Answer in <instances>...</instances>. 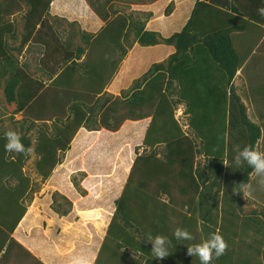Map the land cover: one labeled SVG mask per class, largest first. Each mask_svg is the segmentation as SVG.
<instances>
[{"label":"trees","instance_id":"obj_1","mask_svg":"<svg viewBox=\"0 0 264 264\" xmlns=\"http://www.w3.org/2000/svg\"><path fill=\"white\" fill-rule=\"evenodd\" d=\"M52 1L0 0V87L2 80H6L7 102H16L17 110L22 109L27 119L45 125L48 121L56 122L52 135L46 129L40 132L35 147L40 156L37 169L44 179L51 176L59 163V152L69 149L79 128L92 121L94 112L87 111L83 104H96V96L109 84L134 42L141 46L167 44L175 49L165 61L154 63L142 76L144 86L140 88L138 83L140 90L132 92L142 101L156 100L154 110L147 115L151 122L142 142L144 149L132 164L108 226L107 236L115 240L116 246L104 242L93 264H116L123 245L148 254L146 264H163L151 253L153 246L146 240L156 235L172 240L165 261L191 264L196 258L200 262L199 257L180 250L179 242L173 238L177 228L189 232L194 226L197 229L200 216L206 240L213 233L228 234L225 254L214 258L211 264H264V210L245 213L244 193L240 189L242 184H251L253 169L246 162L240 166L232 162L245 147L256 150L262 134L261 125L250 119L234 84L237 71L262 35L255 39L233 37L232 32L245 29L240 22L246 21L238 16L242 13L233 0H196L186 23L168 37L147 30L146 21L135 22L129 15L113 10V5L108 6L110 0H100L90 3L106 22L97 36L65 17L68 25L73 26L69 40L65 41L47 18ZM253 1H257L254 5H264V0ZM24 3L29 8L23 15L21 45L9 47L7 36L14 40L17 37L14 24L6 18L20 12ZM172 10L169 5L167 13ZM255 18L264 22V17ZM131 33L134 41L129 42ZM79 35L83 44L73 47ZM35 39L45 47L41 69L48 70L41 72L53 76L57 69H62L49 85L34 77L15 58V51L20 52ZM85 52L87 61L79 72L81 64L77 60ZM63 56L67 58L66 67L59 59ZM79 73L85 79L77 76ZM79 83H84L83 89H79ZM172 87L177 94L175 101L167 93ZM155 96L158 99H153ZM152 100L149 103L153 105ZM108 103L109 99L100 108ZM182 103L187 105L185 111L189 126L195 131L193 137L175 117ZM106 124L115 126L107 120ZM6 142L0 134V264H44L13 235L27 212L22 202L32 183L23 169L32 140L25 133L21 136L26 151L16 157L5 150ZM199 156L206 164L198 163ZM14 178L18 182L11 186L8 181Z\"/></svg>","mask_w":264,"mask_h":264},{"label":"rangeland","instance_id":"obj_2","mask_svg":"<svg viewBox=\"0 0 264 264\" xmlns=\"http://www.w3.org/2000/svg\"><path fill=\"white\" fill-rule=\"evenodd\" d=\"M99 1L100 0H53L47 18L60 32V37L63 36L65 41H68L69 34H72L73 26H69L67 20L64 18L67 17L69 20L75 19L77 22L79 21V24H75V26H79V28L84 31H88L90 23H94V19H97L98 16L90 3H97ZM151 1L152 2L148 0H110V4L114 2L112 7L113 10H118L120 14L125 16L129 15L135 22L146 21L145 27H148V30L153 29L151 28V25L154 23L147 26L149 25V20L153 19L151 17L155 14L157 15H155L156 19L158 16H161V26H168L166 29L169 30L166 31L170 32L173 28V24L170 25L167 18H171L168 16L173 10L167 13V8L171 5L174 9L177 2L175 0ZM143 3L150 5L146 7L138 6ZM21 8L22 10L20 12L6 18L14 24L17 37V39L14 40L10 35L7 36L9 47L19 48L21 45L25 22L23 15L26 14L29 7L24 3ZM110 9L111 8H109V10ZM150 14L152 16H150ZM43 30L46 31L45 29ZM79 36L80 38L78 37L74 39L73 47L82 44V35ZM130 41H134L132 33L129 36V42ZM128 43L126 42L127 47ZM135 44L138 43L134 42L132 46L128 48V51L132 49ZM135 49L136 51H134L133 56L130 58V63L133 68L132 74H134L130 83L131 85L129 87L126 86L127 88L122 91L120 88L117 90L111 89V92H106L109 94L97 97V100H99L97 104L91 107H86V110L94 112L92 121L85 124L76 141L71 145L69 152H65V154L64 152H59V163H57L49 178L44 179L37 169V163L40 156L36 153L35 147L40 132L46 129L47 132L52 135L54 133V124L56 122L48 121L46 126L42 122L34 123L32 120L27 119V128L31 127V129L28 130V136L31 138L32 144L23 170L24 174L30 177L32 184L31 191L22 202L28 210L27 213L29 217L26 216L25 219L22 220L21 227L25 224L29 229V234H19L16 235V238H19L34 252L37 251L38 247L39 251L44 248L46 249L50 241H53L58 247L57 250L62 253L64 251H61L59 249L60 247L66 244H71L69 247L70 249L73 246L72 242H74V255L78 256L85 254L89 255L91 259H94L104 242L116 246L115 240L107 236L108 226L110 225L112 215L115 211L116 201L124 190L133 160L136 158L134 154L137 155L144 149V147L139 145L142 144L141 139L147 134L151 122L147 115L154 110L153 106L156 101L151 98H145L147 100L142 101L141 99H137L138 97L135 98V95L133 94L144 86L143 74L150 69L153 63L159 62L157 56H154L153 54L154 50H149L147 46L140 45ZM44 50L45 47L42 43L37 42L35 39L34 41L27 42L21 48L20 52L15 51L14 54L19 63L26 65L27 70L30 71L34 77H39L45 81V84H48L52 78L48 75L42 76L39 72L40 67L43 65L41 58L43 57ZM263 55L264 45L259 49L257 56H254L250 62L248 60L249 63H247L248 65L244 69V76L239 78L240 80L238 79L235 84L237 93L241 97V101L246 104L245 106L248 109L247 113H249L250 119L258 124L263 122V135L258 141L256 147L259 152H264ZM84 57L83 61L85 62L87 61V57ZM59 59L64 62L67 58L63 56ZM147 64L150 65H148L145 70L144 68ZM63 66L66 67L65 62L63 63ZM83 67L84 66H81L77 71L81 72L84 69ZM57 71L59 72V69H57ZM77 76L83 78L85 75L79 73ZM124 76L125 81L123 82V85L127 82L129 74L125 72ZM150 78L151 77L148 79ZM122 80L124 79L122 78ZM138 83H141L140 88L136 87V84ZM79 85V89H83L84 83H79ZM167 93L172 97L173 101L177 99L174 87H172L171 90L167 89ZM107 99H109L110 103L100 110L101 104ZM150 99L153 101V105L149 103V101H151ZM153 99H158V97L155 96ZM186 106V103L178 105L177 110L175 111V117L179 120L183 129L193 137L195 131L189 126V118L185 111ZM15 109L16 105H7L3 92L0 91V121H2V123L0 122V131L6 128L12 129L14 127L17 129L16 131L20 129L21 132H24L25 124L22 123L24 119L20 120L21 114L15 113ZM133 111L137 114L139 113L141 116H135ZM103 112L104 114L107 112L108 116H103ZM71 117H73L72 114ZM96 120L98 122H96ZM106 120L108 123L110 122L118 127L112 126L111 128L110 126H107ZM92 128H94V130H92ZM97 128L99 129L96 130ZM137 131H139L140 134ZM124 143H131L132 146L131 144L128 145L133 148L132 153L127 156L126 154L122 156L123 153H126ZM118 147L121 148L120 152L122 153H116L115 150H117ZM119 154L122 156H120V159ZM116 155L118 156V159H116ZM198 159L200 165L206 164L205 159L202 156H199ZM64 169L66 172L61 175V172ZM260 180L261 178L253 173L251 177L252 182L250 184L251 188H245V195L243 198V211L245 213L251 211L260 212L264 210V183L260 182ZM17 182L18 181L15 178L8 181L11 186L16 185ZM48 189H58L60 192H58V190L57 192H48ZM163 198L166 201L168 200L167 196H164ZM47 210L49 211V214L50 211H56L57 214L62 217L64 216L63 212L66 213L68 211L65 219L59 215L55 216L57 224L64 225L66 223L65 227L68 229L65 234L58 236L59 233L43 225L44 221H50L49 217H47ZM78 210H80V214H77ZM194 217L197 218V216ZM199 219V227H197V229L195 226L192 227L193 229H191L190 232L193 239L189 241H179L178 243L180 250H185V254L188 253V247L197 244V241H206L205 235L201 230L203 218L200 216ZM71 223L77 224L69 228ZM208 225H210V223ZM55 227H57V225ZM20 230L21 228L18 232ZM82 233H84V235H80ZM227 236L228 234H224L223 238L228 239ZM230 238H234L233 235H231ZM225 241L227 244L229 243L228 240ZM149 245L151 247L153 246L151 243ZM87 246L90 247L86 249ZM117 256L118 259L115 261L116 264H133L134 262L146 264L149 258L148 254L138 252L125 245L121 247V251L117 253ZM157 261L163 264H170L163 258H157ZM191 262V264L200 263L196 258L191 260Z\"/></svg>","mask_w":264,"mask_h":264},{"label":"crops","instance_id":"obj_3","mask_svg":"<svg viewBox=\"0 0 264 264\" xmlns=\"http://www.w3.org/2000/svg\"><path fill=\"white\" fill-rule=\"evenodd\" d=\"M148 1H150V2H152L151 0H148ZM176 2H177V5H176V7H174V9H173V11L171 12V14L168 16V17H171L170 19L169 18H167L168 20H169V23H170V25L171 24H173V30L171 29V31L170 32H168V31H166V30H169V29H166L167 27H162L161 26V16H158L157 17V19H156V16L155 15H151L152 17L151 18H153L152 20H149V25H147V26H150L152 23H156L154 26L153 25H151V28H153V29H150V31H155V32H158L159 34H161L163 37H168V36H170L171 35V33L173 32V31H175V30H178V29H180L185 23H186V21L188 20V18L190 17V15H191V12H192V9H193V6H194V4H195V1L196 0H175ZM260 1V0H259ZM263 1V0H262ZM257 2V1H256ZM255 1H253V0H233V3L235 4V6L239 9V11L242 13V14H238V16H240V17H243V18H245L246 19V21H244V23H242V22H240V21H238V22H240L242 25H244L245 26V29L244 30H236V31H234V32H232V34H233V37L235 36L236 37V39H251V38H254L255 39V37L259 34L262 38H261V40L259 41V44H258V46L257 47H255L254 48V50L252 51V53L248 56V58H247V60L244 62V64H243V66H242V68H240L238 71H237V74H236V76H235V79H234V84H236V81L239 79V78H241L242 76H244L243 75V73H244V69H245V67L248 65L247 63H249L250 62V60L254 57V56H257V54H258V51H259V49H261L262 48V46L264 45V22H261V21H259V20H257L255 17H258V18H260V17H264V16H261L259 13H258V9L259 8H261V7H264V5L262 6V4H260V2H259V4H256V5H254L255 3H256ZM114 4V2L113 3H109L108 4V6H112ZM138 5V4H137ZM150 4H140V5H138V6H144V7H146V6H149ZM111 8V7H110ZM245 8L246 9H248V12H245ZM256 11V12H255ZM242 15V16H241ZM250 15V16H249ZM251 15H254V16H252L251 17ZM97 16V15H96ZM166 17V16H165ZM156 19V20H155ZM165 19V18H164ZM164 19H163V21H164ZM160 20V21H159ZM71 21H77V20H71ZM79 22V21H78ZM105 24H106V22H104V21H102L100 18H99V16H97V19H94V23H90V27H89V29H88V31L87 32H91V33H93V34H95L94 36H97V34L101 31V29L103 28V26H105ZM165 25H166V23H165ZM146 29L148 30V27H146ZM167 33H168V35H167ZM252 35V36H251ZM83 44V43H82ZM82 46H84V45H82ZM138 46H140V45H138V44H135L134 46H133V48L132 49H130L129 51H128V53H127V55L125 56V58L122 60V62H121V64H120V67L118 68V70L116 71V73H115V75L112 77V79H111V81L109 82V84L104 88V90L100 93V94H98L96 97H98V96H101V95H105V94H109V93H106V92H111L110 90L111 89H119L120 88V90L122 91L123 89H125V88H127V87H129L131 84V80L133 79V76H134V74H132V65H131V57L133 56V53H134V51H136V47H138ZM162 46V47H161ZM149 50H154V52H153V54H154V56H157V59H159V62H160V60L161 61H163V60H165V59H167L168 58V56L170 55V54H172L173 52H174V47L173 46H171V45H167V44H158V45H156V46H148L147 47ZM88 51V50H87ZM87 55V52H85L84 54H82V56L77 60L78 61V63L79 64H81V66L83 65V63H84V61H83V59L85 58L84 56H86ZM264 56V55H263ZM155 59V58H154ZM248 60H249V62H248ZM51 64V63H50ZM20 65H22L21 63H20ZM148 65H150V64H147V66H145V70H146V68L148 67ZM80 66V67H81ZM44 71L45 70H48L47 69V67H45V68H42ZM41 67H40V69H39V72H40V75H42V76H44V75H47V73L46 74H43V71L41 72ZM62 71V69H60L59 70V72H57L56 74H53V76H50L51 78H52V80L47 84V85H49L57 76H58V74L60 73ZM125 72H127V74H129V78H128V80H127V82L125 83V85H123V82L125 81V76H124V74H125ZM75 75H77V74H75ZM122 78L124 79V80H122ZM240 80V79H239ZM5 86H6V80H2V84H1V87H0V91H2L3 92V95H4V98H5V101H6V103H7V105H11V104H13V105H16V109H15V113H19V114H21V119L20 120H23L24 119V121H22V123L23 124H25V126H24V128H25V130H24V132H21V130L20 129H18V131H16L17 129H15L14 127L12 128V129H9V128H6V129H4V130H1L0 131V134H2V135H4L7 131H15V132H18V134L20 135V137L21 136H23V134L25 133L27 136H28V128H27V118L24 116V114H23V111H22V109L20 110H17V107H18V104L16 103V102H12V103H8L7 102V100H6V97H5V93H4V89H5ZM127 86V87H126ZM261 90H262V88H261ZM98 101L99 100H96V104L98 103ZM94 102H95V100H94ZM93 102V103H94ZM245 104V103H244ZM84 105V108L86 107V106H90L91 104H89V103H84L83 104ZM246 105V104H245ZM91 107V106H90ZM247 108V107H246ZM86 109V108H85ZM100 110H102L101 108H100ZM248 110V109H247ZM87 111H89V110H87ZM248 112V111H247ZM248 115H249V113H248ZM149 119L151 120V117H149ZM1 123H2V121H0ZM86 123V122H85ZM84 123V124H85ZM84 124H83V126H81V128H79V130L77 131V133L75 134V136H74V138H73V140H72V142L70 143V146H69V149H67L65 152H69L70 151V149H71V145H73L74 144V142L76 141V139H77V137H78V135L80 134V132H81V130L83 129V127H84ZM262 124H263V122L261 123V124H259V125H261V128H262ZM98 126H99V124H98ZM19 128H20V126H19ZM99 128H97L96 130H98ZM263 129V128H262ZM92 130H94V128H92ZM138 133H139V131H137ZM140 134V133H139ZM262 135H263V131H262V134H261V137H262ZM101 139V138H100ZM143 139H144V137L141 139L142 141H141V143L143 142ZM261 139V138H260ZM259 139V140H260ZM258 140V141H259ZM128 144H131V143H128ZM127 143H124V145H125V151H126V153H123V155L122 156H124L125 154H126V156L127 155H129V154H131L132 153V151H133V148H131L129 145H128ZM257 144H258V142H257ZM131 146H132V144H131ZM139 146H142V147H144L143 146V144H140ZM138 146V147H139ZM256 147H257V145H256ZM131 148V149H130ZM257 150V149H256ZM116 151V153L118 154L120 151H121V148H119L118 147V149L117 150H115ZM124 151V150H123ZM65 152H64V154H65ZM110 153V152H109ZM120 153H122V152H120ZM17 152H10V155L12 156V157H16L17 156ZM108 154V153H107ZM134 154V153H133ZM135 155V157H136V154H134ZM121 155L119 154V159L122 157H120ZM116 159H118V156L116 155ZM129 159H130V156H129ZM119 161V160H118ZM133 162H134V160H133ZM118 163V162H117ZM133 164V163H132ZM66 172V170L64 169L62 172H61V175H63L64 173ZM253 173L254 172H252V174H251V177H252V175H253ZM16 179V178H15ZM17 180V179H16ZM252 182V181H251ZM260 182H261V180H260ZM250 184V183H249ZM262 184V183H261ZM259 185H260V183H259ZM263 185V184H262ZM54 189V188H53ZM59 189V188H58ZM58 189H56V190H51V189H48V192H51V191H56L57 192V190ZM58 192H60L59 190H58ZM28 196V195H27ZM26 196V197H27ZM70 200V199H69ZM28 211V210H27ZM68 212V211H67ZM66 212V213H67ZM60 214H62L61 212H59ZM66 213L65 212H63V214H64V216L62 217V216H60L59 214H57V212L56 211H50V214H49V211L47 210V217H49V220L51 221V223H50V221H48V222H45L44 221V223H43V225H45L47 228H50L51 230H54L55 232H57V233H59V235L58 236H60V235H62V234H65L66 233V230L68 229V228H66L65 227V224L64 225H60L59 223L57 224V220H55V216H57V215H59L60 217H62V218H66L67 216H66ZM77 214H80V210H78V212H77ZM114 214V213H113ZM29 217L28 216V213L26 212V214L24 215V217L22 218V220H24L25 219V217ZM46 217V216H45ZM112 219V218H111ZM22 220H21V222L19 223V225H18V227H17V229L15 230V232H14V238H16V235H19V234H22V235H28L29 234V229L25 226V224L23 225V227H21L22 226ZM111 222V221H110ZM37 223V222H36ZM77 223H71V225H70V227L69 228H71L72 226H74V225H76ZM29 225H30V223H29ZM57 225V227H55ZM59 227V228H58ZM21 228V230L18 232V230ZM64 228V229H63ZM27 229V230H26ZM71 230V229H70ZM83 231H85V230H83ZM80 235H84V233H82V234H80ZM17 239V238H16ZM59 239V238H58ZM57 239V240H58ZM25 248H27L32 254H34V256L35 257H37V258H39L44 264H72V262H73V258L74 257H76V255H74V248L73 247H75L74 246V242H72L73 243V246L69 249V247L71 246V244H69V245H63L62 247H60L59 249L61 250V251H64V252H62V253H60L57 249H58V247H57V245H55V243L53 242V241H50V243L47 245V247H46V249L44 248L43 250H40L39 251V247L37 248V251L36 252H34L28 245H26V244H24L19 238L17 239ZM59 241V240H58ZM60 246V245H59ZM88 247H90V246H87L86 247V249L88 248ZM73 251V252H72ZM88 251H91V250H88ZM98 253V252H97ZM97 255V254H96ZM88 257H89V255H87ZM95 258H96V256L94 257V259H91L90 257H89V259H90V261H91V264H93L94 263V260H95Z\"/></svg>","mask_w":264,"mask_h":264},{"label":"clouds","instance_id":"obj_4","mask_svg":"<svg viewBox=\"0 0 264 264\" xmlns=\"http://www.w3.org/2000/svg\"><path fill=\"white\" fill-rule=\"evenodd\" d=\"M258 13L261 16H264V7L259 8ZM4 139L7 141L4 146L6 151L17 152V153H24L26 151L24 144L21 142V137L17 132L7 131L4 134ZM232 162L236 166H240L241 164L246 162L247 165L253 169V172L258 177L261 178V182L264 183V152H259L254 148L245 147L243 150L238 151L236 153V155L233 157ZM245 188L250 189L251 185L250 184L240 185V189H242L244 195H245ZM173 238L178 242L189 241L193 239L192 235L188 230L180 229V228L174 230ZM146 240L153 245L152 253L156 258H165L170 255L169 248L172 244V240L169 239L167 236H163V235H156L154 237L149 236ZM227 248H228L227 242L225 241L223 236L217 232L211 234L210 239H207L206 241H203L199 244H195L193 246L188 247V254L199 257L200 264H211L214 258L218 259L222 255H224ZM72 264H91V261L87 255L82 254L74 257Z\"/></svg>","mask_w":264,"mask_h":264}]
</instances>
